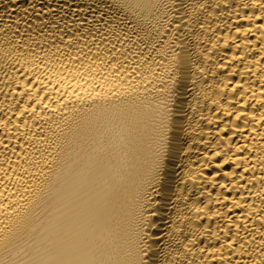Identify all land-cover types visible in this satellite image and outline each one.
Listing matches in <instances>:
<instances>
[{
    "label": "bare ground",
    "instance_id": "bare-ground-1",
    "mask_svg": "<svg viewBox=\"0 0 264 264\" xmlns=\"http://www.w3.org/2000/svg\"><path fill=\"white\" fill-rule=\"evenodd\" d=\"M0 264H264V0H0Z\"/></svg>",
    "mask_w": 264,
    "mask_h": 264
}]
</instances>
